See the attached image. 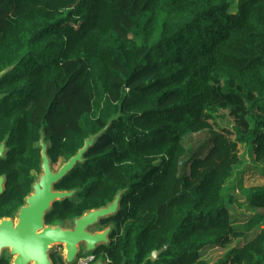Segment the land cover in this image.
<instances>
[{"label":"trees","instance_id":"obj_1","mask_svg":"<svg viewBox=\"0 0 264 264\" xmlns=\"http://www.w3.org/2000/svg\"><path fill=\"white\" fill-rule=\"evenodd\" d=\"M11 66L0 78V215L30 192L41 129L55 164L107 128L55 186L78 192L47 224L125 191L99 225L114 226L95 252L107 264H264V184L236 185L253 232L230 207L235 172L264 166V0H0V72Z\"/></svg>","mask_w":264,"mask_h":264},{"label":"water","instance_id":"obj_2","mask_svg":"<svg viewBox=\"0 0 264 264\" xmlns=\"http://www.w3.org/2000/svg\"><path fill=\"white\" fill-rule=\"evenodd\" d=\"M12 68L13 66L2 70L0 78ZM103 131L86 138L83 146L55 170L47 152L45 135L40 130V170L14 216L0 219V259L2 252L8 250L12 256L10 264H53L52 250L59 246L62 248L60 256L64 264H72L82 250L90 254L99 246L110 245V235L114 229L112 224L101 230L92 228L120 210V201L125 191H118L106 205L86 210L73 218L70 227L45 222L46 214L51 211L55 202L73 198L78 192L75 189L58 190L55 186L77 163L83 162L84 153ZM6 150L4 140L0 142V158L4 157ZM6 181V176L0 175V195L5 190ZM160 251H154L151 259H155ZM94 264H104L103 258L97 259Z\"/></svg>","mask_w":264,"mask_h":264},{"label":"rangeland","instance_id":"obj_3","mask_svg":"<svg viewBox=\"0 0 264 264\" xmlns=\"http://www.w3.org/2000/svg\"><path fill=\"white\" fill-rule=\"evenodd\" d=\"M233 4H231L230 7H232ZM231 11V10H230ZM255 113L257 115V117L261 118V121L264 122V102L262 104H260V108H256L255 109ZM220 114V119L221 122L225 125L230 126V124H232V118L229 115V110L227 109H221L219 111ZM207 138V135L205 133H200V134H188L183 138V143L185 146H192L195 147L200 141L204 140ZM64 160L60 159L57 163L53 164V169H58L59 166L62 164ZM242 180V184L245 187H255V186H259V185H263L264 184V166H261L259 168L254 167L252 164L250 163H245L243 167L239 168L236 172L235 175L232 177V181L235 185V188L233 190H231L232 195L236 198L237 203L232 204L231 207V214L234 215L236 217V219H238V221H240L239 223H245L246 226H248L250 224V215L245 213V210L242 206H240L241 203H243L244 201V197L240 194V192L237 189V183L239 180ZM63 226L67 227L70 226L71 223H66V224H62ZM252 229L247 230L246 232H253L257 226L253 227L250 226ZM93 228H99V226L97 227H93ZM61 251L62 248L59 246H55L52 250V252L56 255H61ZM81 256H86V252H84V250L81 251L80 253ZM104 258V257H102ZM107 261V260H106ZM64 264V263H63Z\"/></svg>","mask_w":264,"mask_h":264},{"label":"flooded vegetation","instance_id":"obj_4","mask_svg":"<svg viewBox=\"0 0 264 264\" xmlns=\"http://www.w3.org/2000/svg\"><path fill=\"white\" fill-rule=\"evenodd\" d=\"M4 188H5V190H4V192L0 195V197L2 196V195H4L5 194V192H6V189H7V181H6V184H5V186H4ZM23 204V203H22ZM19 208V207H18ZM18 208H17V210H18ZM17 210L13 213V214H11V215H0V219H2V218H6V217H9V218H11V217H13L14 216V214L17 212ZM71 225H72V222H71ZM70 225V226H71ZM99 225H100V223H99ZM99 225H97V226H99ZM110 225V224H109ZM109 225H107L106 227H108ZM113 225V224H112ZM70 226H67V227H70ZM97 226H95V227H97ZM106 227H103V228H106ZM103 228H92V229H103ZM114 230V229H113ZM113 232V231H112ZM111 236V235H110ZM110 243H111V237H110ZM103 246V245H102ZM99 247H101V246H99ZM98 247V248H99ZM97 248V249H98ZM96 249V250H97ZM96 252V251H95ZM95 252H93V253H90V254H86V256H82V257H84V259H85V261H84V264H94L95 262H96V260L97 259H99V258H102L103 256H99V257H97V255L95 254ZM81 253V252H80ZM52 254H53V252H52ZM52 254H51V259H52V262H53V264H54V260H53V257L55 256V255H53L52 256ZM79 256H81V255H79ZM11 259H12V256L10 255V253H9V251L8 250H4L3 252H2V256H1V259H0V264H10L11 263ZM63 260V259H62ZM103 260H104V264H107V259L105 258H103ZM64 263V262H63ZM75 263V262H74ZM74 263H72V264H74Z\"/></svg>","mask_w":264,"mask_h":264},{"label":"built area","instance_id":"obj_5","mask_svg":"<svg viewBox=\"0 0 264 264\" xmlns=\"http://www.w3.org/2000/svg\"><path fill=\"white\" fill-rule=\"evenodd\" d=\"M84 261H85L84 257L78 256L74 264H84ZM107 263H108V260H107Z\"/></svg>","mask_w":264,"mask_h":264}]
</instances>
